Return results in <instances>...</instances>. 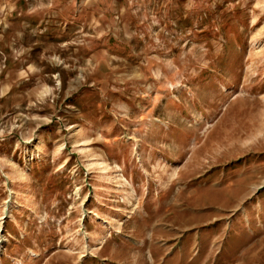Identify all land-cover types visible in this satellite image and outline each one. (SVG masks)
<instances>
[{"label":"rangeland","instance_id":"obj_1","mask_svg":"<svg viewBox=\"0 0 264 264\" xmlns=\"http://www.w3.org/2000/svg\"><path fill=\"white\" fill-rule=\"evenodd\" d=\"M0 264H264V0H0Z\"/></svg>","mask_w":264,"mask_h":264}]
</instances>
